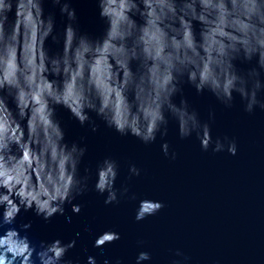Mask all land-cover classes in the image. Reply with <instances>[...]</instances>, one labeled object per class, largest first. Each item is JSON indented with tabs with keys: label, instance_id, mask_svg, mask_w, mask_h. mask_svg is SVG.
<instances>
[{
	"label": "clouds",
	"instance_id": "obj_1",
	"mask_svg": "<svg viewBox=\"0 0 264 264\" xmlns=\"http://www.w3.org/2000/svg\"><path fill=\"white\" fill-rule=\"evenodd\" d=\"M14 3L13 20L9 14ZM97 9L105 25L100 34L76 23L77 9L71 0L60 3L59 11L67 17L63 40L66 33L68 44L63 56L60 50L54 51L51 63L55 74L61 72L62 64L66 88L61 92L43 74L48 69L42 50L36 62L38 33L41 44L45 36L53 34L55 13L45 14L41 0H0V264H126L124 257L106 254L105 245L121 239L115 227L95 236L92 248L98 251L85 246L81 254L70 252L77 245L79 231L68 240L62 236L37 239L31 231L33 221L20 218L22 210H31L47 221L54 214H65L66 204L80 212L82 204L73 201L88 190L90 179L96 191L106 194L105 204L138 199L136 220L154 215L164 206L151 194L126 195L127 185L118 188L119 163L112 156L98 160L94 171L85 167L81 174L79 165L88 146L65 139L57 107H49L48 97L68 104L80 124H89L94 132L99 125L92 113L122 136H135L146 144L156 141L158 134L161 138L168 134L166 113H170L178 121L181 137L195 133L203 149L227 148L233 155L238 151L235 138L225 134L223 139L216 136L213 140L210 121H201L195 109L189 110L186 97L176 103L173 96L187 83L196 92L207 89L231 105L239 80L246 85L236 91L245 101L244 110L252 112L257 105L264 108V99L258 95L264 91V0H230V6L229 0H199V7L197 0L182 4L176 0H142V4L138 0H98ZM140 18L146 23L138 26ZM194 20L206 26L202 42L194 35ZM21 24L23 42L18 58ZM74 34L79 44L73 55L69 46ZM126 37H133L131 44ZM52 38L58 39L54 34ZM85 53H93L92 59ZM133 59L140 62L135 70ZM237 61L250 66L241 68ZM86 64L90 69L87 78ZM14 109L21 119L28 116L27 138L20 121L12 116ZM161 149L165 156L176 157L174 150L170 153L167 139H162ZM129 172L139 175L141 169L132 163ZM65 218L72 219L71 215ZM137 243L143 245L144 241ZM150 261L151 250L138 247L134 264ZM172 264L180 261L174 259Z\"/></svg>",
	"mask_w": 264,
	"mask_h": 264
},
{
	"label": "water",
	"instance_id": "obj_2",
	"mask_svg": "<svg viewBox=\"0 0 264 264\" xmlns=\"http://www.w3.org/2000/svg\"><path fill=\"white\" fill-rule=\"evenodd\" d=\"M63 2L64 0H41L45 14L55 13L53 34L58 39L54 40L50 32L41 44L38 33L36 50L37 64L42 50L48 69L43 74L53 80V86L61 92L66 88L62 64L61 72L55 74L52 72L54 65L51 60L56 50H60V55L63 56V48L68 44L66 33L63 40L67 17L59 11L60 3ZM71 2L77 9L76 23L84 30L100 34L105 25L98 14V0ZM183 2L184 0H176L177 4ZM138 3L142 4V0H138ZM197 5L199 7V0ZM15 7L14 3L13 11L9 14L13 20ZM144 23L146 21L143 18L138 20V26ZM193 25L194 35L202 42L201 33L206 30L204 22L194 20ZM20 27L18 58L23 42V24ZM132 39L133 37H126L129 44ZM78 44L79 39L74 34L69 46L73 55ZM200 51L203 54L202 48ZM92 56L93 53H85L88 60ZM109 59L115 64L114 58L110 56ZM139 63L136 59L131 61L134 70ZM236 63L241 68L250 66L249 63L240 61ZM89 75L90 69L86 64L85 77ZM261 78L264 79V69L261 70ZM236 85L233 88L235 100L231 105L225 104L207 89L198 93L187 83L183 85L182 92L173 96L176 103H179L181 96L186 97L189 110L195 109L201 121H210L213 140L216 136L223 139L225 134L235 138L238 145L235 155L228 152L227 148L220 151H212V147L203 149L195 133L181 137L178 121L170 113H166L169 117L168 134L163 138L158 134L156 141L146 144L135 136H122L92 113L99 125L94 132L89 124H80L72 115L68 104L63 101L55 103L52 97H48L49 107L54 104L57 107L65 139L69 143L76 140L88 146L79 165L81 174H84L85 167L94 171L98 160L104 156H112L119 163L118 188L127 185L129 193L126 195L132 192L137 193L138 197L151 194L153 198L162 200L164 206L154 215L136 220L138 199L121 198L119 203L105 204L106 194L96 191L94 182L90 179L88 190L73 201L82 204L80 212H73L71 204H66L65 214H54L47 221L31 210H22L20 218L33 221L31 231L37 239L62 236L68 240L79 231L77 245L70 252L81 254L85 246L89 251H98L92 248L95 236L106 228L115 227L121 232V239L106 244V254L112 257L122 256L126 264H134L136 250L141 246L152 252V261L146 264H172L174 259L180 261V264H264V108L257 105L252 112L245 111V101L241 100L236 91L246 85L239 80ZM258 95L264 99V91ZM138 104L139 101L136 102L137 106ZM26 111L30 116L31 102ZM210 112L213 113L212 116L209 115ZM12 116L20 121L27 138L28 116L21 119L18 109L12 111ZM162 139L169 141L170 153L172 150L176 152L174 159L171 155H164L161 149ZM33 147L38 146L33 144ZM132 163L141 169L139 175L130 176L129 168ZM35 178L33 172V180ZM66 215H71V221L65 218ZM141 239L144 243L138 245L137 242ZM177 249L180 251L177 252Z\"/></svg>",
	"mask_w": 264,
	"mask_h": 264
}]
</instances>
